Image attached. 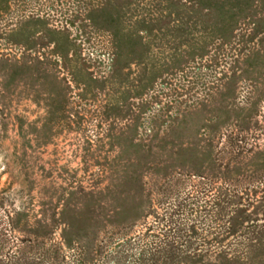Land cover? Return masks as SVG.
<instances>
[{"label":"rangeland","instance_id":"obj_1","mask_svg":"<svg viewBox=\"0 0 264 264\" xmlns=\"http://www.w3.org/2000/svg\"><path fill=\"white\" fill-rule=\"evenodd\" d=\"M0 264H264V0H0Z\"/></svg>","mask_w":264,"mask_h":264}]
</instances>
